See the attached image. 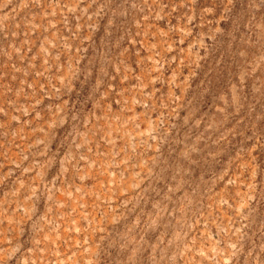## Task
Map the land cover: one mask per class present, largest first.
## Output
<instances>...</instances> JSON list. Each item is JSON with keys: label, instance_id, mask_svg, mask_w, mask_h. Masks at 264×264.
Returning a JSON list of instances; mask_svg holds the SVG:
<instances>
[{"label": "rangeland", "instance_id": "obj_1", "mask_svg": "<svg viewBox=\"0 0 264 264\" xmlns=\"http://www.w3.org/2000/svg\"><path fill=\"white\" fill-rule=\"evenodd\" d=\"M0 264H264V0H0Z\"/></svg>", "mask_w": 264, "mask_h": 264}]
</instances>
